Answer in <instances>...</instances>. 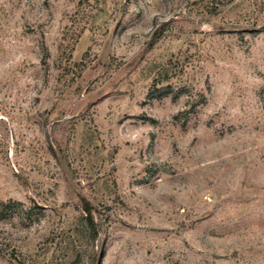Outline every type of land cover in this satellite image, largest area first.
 I'll use <instances>...</instances> for the list:
<instances>
[{
	"label": "rangeland",
	"instance_id": "1",
	"mask_svg": "<svg viewBox=\"0 0 264 264\" xmlns=\"http://www.w3.org/2000/svg\"><path fill=\"white\" fill-rule=\"evenodd\" d=\"M0 264H264V0H0Z\"/></svg>",
	"mask_w": 264,
	"mask_h": 264
},
{
	"label": "trees",
	"instance_id": "2",
	"mask_svg": "<svg viewBox=\"0 0 264 264\" xmlns=\"http://www.w3.org/2000/svg\"><path fill=\"white\" fill-rule=\"evenodd\" d=\"M87 205V203H85ZM85 211L87 212V215L89 216L88 220L89 222L92 224V219L90 218V211L86 209L85 207Z\"/></svg>",
	"mask_w": 264,
	"mask_h": 264
}]
</instances>
